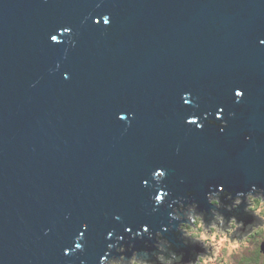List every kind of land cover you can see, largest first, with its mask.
<instances>
[{
  "label": "water",
  "instance_id": "water-1",
  "mask_svg": "<svg viewBox=\"0 0 264 264\" xmlns=\"http://www.w3.org/2000/svg\"><path fill=\"white\" fill-rule=\"evenodd\" d=\"M262 40L264 0H0V264H99L178 196L264 186Z\"/></svg>",
  "mask_w": 264,
  "mask_h": 264
},
{
  "label": "clouds",
  "instance_id": "clouds-1",
  "mask_svg": "<svg viewBox=\"0 0 264 264\" xmlns=\"http://www.w3.org/2000/svg\"><path fill=\"white\" fill-rule=\"evenodd\" d=\"M108 23L109 17L105 15L104 24ZM63 32L70 33L71 29L64 28ZM51 40L57 41V37L52 36ZM261 43L264 44V40ZM235 94L237 100L242 96L240 90ZM184 102H189L188 94H185ZM196 119L193 116L189 122L194 123ZM165 175L164 170L156 169L152 179L159 185ZM168 195L160 191L153 197V211L163 204ZM191 196V192L178 196L168 205L172 211L168 214L170 221L167 228L162 225L161 230L155 233L150 232L146 224L136 232L125 228V232H131L133 238L148 236L149 240L143 247L121 244L124 237L114 235L115 230H110L105 239L114 242L107 245L99 264H264V186L251 184L243 191L223 188L209 191L206 194L207 206L203 208ZM115 218L119 219L118 216ZM168 231L172 232L173 238L165 235ZM82 238L83 233L76 237L73 249L64 250L65 255L70 251H83L79 242ZM189 247L193 249L191 255L185 251ZM81 264L85 262L81 261Z\"/></svg>",
  "mask_w": 264,
  "mask_h": 264
}]
</instances>
